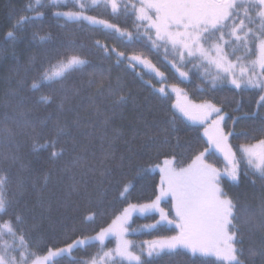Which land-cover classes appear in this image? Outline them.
<instances>
[{
	"label": "snow or ice",
	"instance_id": "obj_1",
	"mask_svg": "<svg viewBox=\"0 0 264 264\" xmlns=\"http://www.w3.org/2000/svg\"><path fill=\"white\" fill-rule=\"evenodd\" d=\"M77 3L80 11L54 14L68 20L83 19L93 24H105L107 28L119 32L121 37L127 36L128 43L146 38L152 49H164L165 59L170 50L173 58L169 62L182 79H187L189 74L181 69L187 67L192 60H198L201 67L207 64L215 68L214 74L210 71L205 73L210 77L213 88L218 82L226 80L237 89L251 87L264 91V0H138V3L137 0H130L128 3H123V0H91L92 6L103 3L105 7L110 6L113 13L120 11L123 3L125 14L135 17L136 35L130 31H121L114 24L85 15L84 10L89 6L86 0H77ZM40 6V0H36L35 6L30 3L25 10L36 12L39 17L42 15L38 11ZM34 18L21 15L15 20L13 28ZM141 28L142 37L139 35ZM7 37L14 38V31L10 30ZM39 39L44 43L48 37L41 36ZM252 45L258 48L257 59L248 60L247 54L232 59L241 49L250 54ZM96 46L101 47L99 41ZM103 47L106 54H115L117 66L127 60L129 67L135 69L142 65L163 79L164 73L147 56L133 54L126 57L124 52H117L115 48ZM49 55L48 52L44 53V57ZM44 57H30L23 66L25 75L16 80V86L7 93L5 106L11 108L12 114L0 121V143L7 144L9 150L0 151V161L11 162L12 165L20 163V157L12 150V145L19 136L31 138L34 150H37L38 142L43 141L38 144V148H50V158L53 160L71 156L79 150L83 155L73 156L65 164L64 172L72 174L76 170H87L93 175L99 174L101 179L95 189V204L102 212L109 187L115 180L113 169L105 167L113 158V153L110 148L103 149L98 160L94 152L91 154L92 158L88 159V146L82 145L74 135L76 130L90 126L80 118L77 107L73 104L84 85L68 87L63 83L66 73L82 70L89 61L75 49L70 54L56 53L55 66L50 61L45 66ZM52 67L59 70L54 72ZM14 71L15 75L20 76L19 65ZM29 73H34L30 86L26 79ZM9 79L11 82V77ZM57 84L60 85L59 89L55 87ZM94 84L98 85L101 95L106 94L112 99L114 106L127 102V96L123 94L119 83L116 86L109 84L105 89L102 73L100 81L92 79L87 82L88 87ZM45 87L48 89L47 94L33 101L32 95ZM171 89L178 97L173 107L183 117L203 126L208 147L193 155L187 166H175L174 157L165 159L163 166L158 165L160 182L155 199L143 204L128 202L107 228H101L94 236L77 237L64 247H49L46 253L39 248V239L35 241V245L29 239V233L36 230L35 225L25 231L22 215H16L14 219L0 216V264H29V261L30 264H58V258L66 254L71 256L74 249L87 247L92 242L99 243L102 255L97 253L89 260L74 261L73 264H107L108 261L116 264L115 257L127 258L135 261V264H151V259L145 261L141 258L143 252L141 255L133 253L135 245L127 236L130 232L155 230L165 224L174 225L176 234L145 241L140 245L141 249H146L148 258L183 249L194 257L214 256L220 264H255L256 257L264 264V192L261 193L258 208L250 209L241 206L238 199L230 196L221 186L224 177L232 181L238 180L240 165L246 160L247 165L258 173L264 187V139H260L257 145H241V155L238 158L229 143V137L233 133H226L222 126V109L211 101L199 104L191 102L175 84L171 85ZM158 91L161 96L167 95L166 86L162 85ZM260 102L264 106V95L260 96ZM169 123L171 127L162 128L157 133V136L164 137L163 140L157 141L156 137H152L153 146L159 148L169 143L168 136L175 131V118ZM91 127L94 129V125ZM258 131L264 135V128ZM83 135L89 136L91 133L85 132ZM57 145H61L58 151ZM210 149H215L223 156V171L209 162ZM20 167L24 166L20 164ZM6 171L7 169L0 168V172ZM47 181L48 177H45V186ZM8 183V176L0 174V213L4 214L14 208V201L7 192ZM24 183L21 180L17 184L20 194H23ZM81 183L84 194L91 197L93 193L88 191V181ZM116 183L122 185L119 196L127 201L131 181L118 180ZM169 202L170 208L162 206ZM135 215L145 218L158 216V219L142 225L140 229H134L131 221ZM92 218L93 216L86 217L89 220ZM257 232L261 235L259 245L252 244L245 250L244 236ZM109 237L115 238L116 247L104 251L105 240ZM34 246L37 251H29Z\"/></svg>",
	"mask_w": 264,
	"mask_h": 264
},
{
	"label": "trees",
	"instance_id": "obj_2",
	"mask_svg": "<svg viewBox=\"0 0 264 264\" xmlns=\"http://www.w3.org/2000/svg\"><path fill=\"white\" fill-rule=\"evenodd\" d=\"M40 2L38 11L42 15L37 17L36 12L25 10L30 3L35 6L36 0H0V121L6 115L12 114L11 108L5 106L8 100L7 93L10 88L16 86L15 81L25 75L23 66L30 57L36 55L44 57V53L48 52L50 55L44 57L45 66H48L49 61L55 66L56 53L70 54L73 49L78 50L89 64L82 70L66 73L63 83L68 87L84 85L73 104L77 107L80 118L90 126L76 130L74 135L82 145L88 146V159L92 158L91 154L94 152L98 160L102 150L110 148L113 158L105 167L113 169L115 173V180L109 187L101 212L95 204V189L101 179L99 174L93 175L87 170H76L72 174L64 172L65 164L73 156L83 153L77 150L71 156L66 155L64 158L53 160L50 158V148L46 150L38 148V144L43 141H39L37 150H34L31 138L27 136L17 138L12 150L20 157V163L12 165L11 162L0 161V168L7 169L0 174L9 178L7 192L14 201V208L7 214L0 213V216L4 219H14L16 215H22L25 231L35 225L36 230L29 233V239L33 245L39 239L41 241L39 248L43 253H46L49 247H64L77 237L94 236L121 212L128 202L151 201L157 194L159 185V173L152 170L153 167L163 166L165 159L173 157L175 166H184L191 161L193 155L208 147L207 138L203 135V126L186 120L173 107L177 103V93L169 89L171 85L175 84L182 89V95H186L191 102L199 104L211 101L222 109L223 126L225 129L231 128L233 135L229 137V143L238 158L240 157L238 149L241 145L264 139V135L258 131L264 128V106L260 102V96L264 95V91L251 87L237 89L226 81L218 82L213 88L211 80L200 72L194 60L182 68L189 74L187 79H182L169 62L173 58L170 50L165 59L164 49L160 48L158 51L152 49L146 38L128 43L127 36L121 37L119 32L107 28L105 24H93L83 19L68 20L64 16L54 14L80 11L76 0ZM128 2L130 0H123V3ZM123 3L117 13H113L110 7H105L103 3L98 6L88 4L84 14L136 35L135 17L125 14ZM21 15L35 18L13 28L15 20ZM10 30L14 31V38L7 37ZM139 35L143 36V28ZM41 36L48 37V40L41 43L39 39ZM97 41L101 47L96 46ZM103 46L108 49L109 46H113L117 52H124L126 57L133 54L147 56L164 73L163 79L142 65L135 69L129 67L127 60L117 66L116 56L106 54ZM255 47L256 45L251 46L252 51ZM18 65L20 76L15 75L14 71ZM54 68L56 67H52V70ZM101 73L105 89L109 84L116 86L117 83L122 87L123 94L127 96L124 105L114 106L111 98L99 93L97 84L87 86L89 80L100 81ZM33 75L34 73L27 74L29 86ZM162 85L167 87L166 96H161L158 91ZM55 87L59 89L60 85L57 84ZM47 91L45 87L36 92L32 95V100L39 99L41 95L47 94ZM174 118L175 131L168 136L169 143L159 148L153 146L152 137H156L157 141L163 140L164 137L157 136V133L162 128L171 127L169 122ZM91 125H94V129ZM85 132L91 135H83ZM60 147L61 145H57V151ZM8 150L7 144L0 143V151ZM208 159L223 171L225 161L215 149H210ZM20 164L24 167L21 168ZM45 177H48L46 186ZM21 180L25 182L23 194L17 191V184ZM85 180L89 184V193H93L91 197L84 194L81 182ZM118 180L131 181L127 201L119 196L122 185L116 183ZM104 183L106 186L107 180ZM221 186L230 196L238 199L241 206L250 209L258 208L261 193L264 192L258 173L245 161L240 165L238 180L232 181L224 177ZM89 216L93 218L86 219ZM156 217L145 218L135 215L131 226L134 227L143 221H153ZM175 233L174 225L165 224L155 230L142 231L136 236L150 240ZM260 240L261 235L258 232L246 234L243 248L246 250L252 244L259 245ZM111 243V239H106L104 244ZM100 247L98 242H92L87 247L76 248L71 256L66 254L58 258V264L89 260L100 251ZM29 251L36 252L37 247L34 246ZM142 259L145 261L151 259V264H220L212 256L194 257L183 249L175 253L161 254L159 257ZM117 264L135 263L121 261ZM255 264H262L259 257L255 258Z\"/></svg>",
	"mask_w": 264,
	"mask_h": 264
},
{
	"label": "rangeland",
	"instance_id": "obj_3",
	"mask_svg": "<svg viewBox=\"0 0 264 264\" xmlns=\"http://www.w3.org/2000/svg\"><path fill=\"white\" fill-rule=\"evenodd\" d=\"M51 1H53V2H57V1H63V0H51ZM77 1V0H76ZM82 2H84V0H82ZM86 2L89 4V5H91V0H86ZM137 3H138V0H137ZM110 7V6H109ZM110 9H111V7H110ZM112 10V9H111ZM97 19V18H96ZM98 21H103V20H100V19H97ZM98 24H101V23H98ZM104 25V24H103ZM229 51H231V49H229ZM4 52H6V51H4ZM253 52V53H252ZM245 54H247L248 55V60H255V59H257V56L259 55V52H258V48H257V46L254 48V51H252V49H251V53L249 54L248 52H247V50H245V49H241L240 51H238V52H236V54H235V56H233L232 57V59L233 60H235V58H236V56H241V55H245ZM195 61V66L196 67H198L199 68V70H200V72L205 76V77H207V78H209L210 79V77L209 76H207V75H205V73H206V71H210L212 74H214L215 73V68L214 67H210V66H208L207 64H205L204 65V67H201L200 66V61H198V60H194ZM59 69L58 68H54L52 71H58ZM182 70V69H181ZM183 71V70H182ZM257 71H259V69H257ZM179 74V73H178ZM211 80V79H210ZM226 81V80H225ZM229 85H231L228 81H226ZM231 86H233V85H231ZM169 89H171V86L169 87ZM172 90V89H171ZM181 99H182V97H181ZM177 100H178V97H177ZM194 103V102H193ZM197 104V103H196ZM183 116V115H182ZM224 116V115H223ZM185 118V117H184ZM186 120H188L187 118H185ZM188 121H190V122H192V123H194V124H199V123H196V122H193V121H191V120H188ZM223 122H224V120H223ZM223 122H222V126H223ZM200 125V124H199ZM224 127V126H223ZM224 130H225V132L226 133H228V132H230L231 131V128L230 129H225L224 128ZM258 142L259 141H255V142H252V143H250V144H245L246 146L247 145H257L258 144ZM241 147V146H240ZM240 147H239V149H238V151H239V155H241V153H240ZM233 149V148H232ZM257 150H259V149H257ZM234 151V150H233ZM235 152V151H234ZM219 153V152H218ZM191 162V161H190ZM189 162V163H190ZM245 162H246V160H245ZM247 163V162H246ZM159 166H161V165H159ZM184 166H187V164L186 165H184ZM184 166H181V167H184ZM152 170H157L158 171V184H159V182H160V168L158 167V166H155V167H153L152 168ZM156 196V195H155ZM153 199H155V197L153 198ZM152 199V200H153ZM148 202H150V201H148ZM148 202H145V203H148ZM137 204H143V203H137ZM162 206H164V207H166V208H170V203L167 205V204H163ZM123 211V210H122ZM121 211V212H122ZM121 212H119L118 214H116V215H119ZM116 215L108 222V224L107 225H105L104 227H102V228H107L108 227V225L109 224H111V222H112V220L113 219H115V217H116ZM156 219H158V216L156 217ZM154 222V220L153 221H147V222H140L139 224H137L136 226H134V227H132V228H134V229H140V227L142 226V225H145V224H150V223H153ZM101 229V228H100ZM100 231V230H99ZM142 231H147V230H138V231H136V232H134V233H132V232H130L129 234H128V236H127V239H129V240H131L132 242H133V244L135 245V247L132 249V251H133V253L135 254V255H141V253L143 252L144 254L142 255V257L141 258H143V257H147V255H146V249H141V247H140V245H143L144 244V242L145 241H152V240H155V239H157V238H155V239H150V240H148V239H143V238H140V237H138V236H136L138 233H140V232H142ZM176 234V233H175ZM175 234H172V235H169V236H173V235H175ZM164 237H168V236H164ZM159 238V237H158ZM107 239H111L112 240V243H111V245H105L104 244V251H107L108 249H114L115 247H116V240H115V238H113V237H109V238H107ZM98 253H100V255H102V252H101V247H100V251L98 252ZM17 255H18V253H17ZM95 256V255H94ZM212 257H214V256H212ZM214 258H216V257H214ZM91 259V258H90ZM121 261H123V262H127V263H135V261H129L127 258H121V257H115V262H116V264L118 263V262H121ZM30 264V263H29ZM107 264H112V261H108L107 262Z\"/></svg>",
	"mask_w": 264,
	"mask_h": 264
},
{
	"label": "water",
	"instance_id": "obj_4",
	"mask_svg": "<svg viewBox=\"0 0 264 264\" xmlns=\"http://www.w3.org/2000/svg\"><path fill=\"white\" fill-rule=\"evenodd\" d=\"M114 47L113 46H109V49H113ZM115 55V54H114Z\"/></svg>",
	"mask_w": 264,
	"mask_h": 264
}]
</instances>
